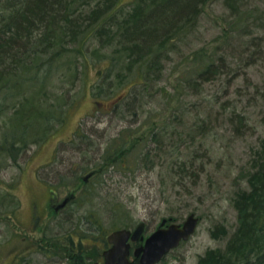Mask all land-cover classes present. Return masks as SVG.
I'll use <instances>...</instances> for the list:
<instances>
[{
    "label": "rangeland",
    "instance_id": "374dc122",
    "mask_svg": "<svg viewBox=\"0 0 264 264\" xmlns=\"http://www.w3.org/2000/svg\"><path fill=\"white\" fill-rule=\"evenodd\" d=\"M241 6L243 17L225 0L200 5L192 32L158 55L149 46L128 56L105 36L82 45L45 33L7 82L12 96L0 97V264L102 263L112 231L144 222L146 239L163 219L183 224L190 214L196 233L159 264H199L225 247L214 231L233 232L232 198L264 146V0ZM156 56L161 70L145 82ZM209 56L220 74L197 78ZM13 143L17 161L6 152ZM81 197L90 199L82 208ZM82 232L81 253L70 237Z\"/></svg>",
    "mask_w": 264,
    "mask_h": 264
},
{
    "label": "trees",
    "instance_id": "16d2710c",
    "mask_svg": "<svg viewBox=\"0 0 264 264\" xmlns=\"http://www.w3.org/2000/svg\"><path fill=\"white\" fill-rule=\"evenodd\" d=\"M120 1L6 0L0 3V97L3 96L7 101V97L12 96L4 95L5 90L9 89L7 82L17 81V75L21 74L19 66L25 62L24 57L32 48L35 52V48L44 41L46 32L51 31L49 34H55L54 37L58 35L60 40L81 39L82 45L89 40L101 41L105 36L107 43L117 41L120 53L127 52L128 56L140 55L149 46V53L158 55L171 51L175 40L192 32L201 15L198 8L209 0H142L128 14L121 12L123 9L115 10ZM148 1L150 3L147 4ZM225 1L236 15L244 16L242 0L239 3V0ZM149 8L150 11L146 12ZM153 58L155 61L152 59L150 66L145 69V82H149V77L161 70L160 67L153 70L151 66L158 62L157 56ZM206 64L198 72V77L196 74L197 78H213L220 74L222 69L215 65L211 56ZM144 66L141 62L140 67ZM197 78H190L187 84L195 86ZM6 111L0 100V116ZM27 131H31V126ZM154 135L155 140H152L162 149L164 144L161 139L165 136H161L159 141L161 134L156 132ZM12 145L6 147V152L17 161L15 156L19 148L14 143ZM125 147L123 145L121 149ZM150 154L151 151L146 152L144 157L148 158ZM252 162L244 175L245 187L236 190L232 198L233 207L238 213L233 232L224 225L218 226L213 235L226 239L227 243L223 249L208 250L200 257L199 264H264V146ZM1 170L0 165V174ZM10 198H13L12 194ZM88 201L90 199L81 197L77 202H81L82 208ZM167 219L172 222L176 220L174 217ZM87 237L85 232L80 233L77 240L71 235L70 243L82 253ZM137 262L134 259L133 263Z\"/></svg>",
    "mask_w": 264,
    "mask_h": 264
},
{
    "label": "water",
    "instance_id": "95a60500",
    "mask_svg": "<svg viewBox=\"0 0 264 264\" xmlns=\"http://www.w3.org/2000/svg\"><path fill=\"white\" fill-rule=\"evenodd\" d=\"M66 203L67 201L63 205ZM199 222L195 214L187 216L183 224L165 218L146 239L143 235L144 222H141L134 230L116 229L106 237L109 247L103 252V262L95 264H134V259L138 260L136 264H159L170 252L183 242L190 240L196 233ZM141 242H143L141 245L132 249L133 244Z\"/></svg>",
    "mask_w": 264,
    "mask_h": 264
},
{
    "label": "flooded vegetation",
    "instance_id": "af4514ba",
    "mask_svg": "<svg viewBox=\"0 0 264 264\" xmlns=\"http://www.w3.org/2000/svg\"><path fill=\"white\" fill-rule=\"evenodd\" d=\"M92 175H93V174H92ZM92 175H91V176H92ZM89 179H90L89 177H88V178H85V180H84V181H85V182H88V181H89ZM55 192H56V191H53V190H52V191H50V193H51V195H52V198H54V197H55V195H56V193H55ZM71 198H72V197H69V198L67 197V198H66V199L63 201V203H64L65 201H67V203H66V204H64V205H63V203H62L61 205H59V206H56V207H55V211H56V212H58V211H60V210L64 209L65 207H67V206L70 204V202H71V200H70ZM52 200H53V199H51V201H52ZM51 203H52V202H51ZM137 245H138V244H136V246H137ZM107 247H109V245H108V244H107ZM107 247H106V248H107ZM133 247H135V246H134V245H132V249H133Z\"/></svg>",
    "mask_w": 264,
    "mask_h": 264
}]
</instances>
